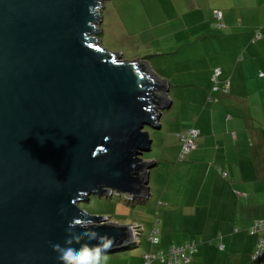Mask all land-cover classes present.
Returning <instances> with one entry per match:
<instances>
[{"label":"water","instance_id":"water-1","mask_svg":"<svg viewBox=\"0 0 264 264\" xmlns=\"http://www.w3.org/2000/svg\"><path fill=\"white\" fill-rule=\"evenodd\" d=\"M106 1L0 0V264H60L52 245L95 244L87 230L112 238L107 254L134 241L78 204L146 203L147 129L171 101L147 62L101 47Z\"/></svg>","mask_w":264,"mask_h":264},{"label":"crops","instance_id":"crops-1","mask_svg":"<svg viewBox=\"0 0 264 264\" xmlns=\"http://www.w3.org/2000/svg\"><path fill=\"white\" fill-rule=\"evenodd\" d=\"M195 3L191 12L181 13L177 31L167 33L168 24L160 21L161 35L143 41L162 49L138 58L167 82L171 101L159 122L161 148L151 158L147 204L139 202L153 223L159 222V242L134 255L108 258L107 264H143L148 252L189 242L197 247L187 264H264L252 259L257 236L249 234L254 222L264 219V76H259L264 75V0ZM199 6L206 11L200 14ZM216 10L223 30L211 26ZM187 17L193 31L182 29ZM258 28L261 38L252 43ZM215 68L221 71L218 82L230 84L227 94L211 93ZM189 129L199 135L191 153L179 160L178 135ZM141 221L148 233L150 220Z\"/></svg>","mask_w":264,"mask_h":264},{"label":"rangeland","instance_id":"rangeland-1","mask_svg":"<svg viewBox=\"0 0 264 264\" xmlns=\"http://www.w3.org/2000/svg\"><path fill=\"white\" fill-rule=\"evenodd\" d=\"M196 1L201 5L212 4V0H108L104 3L101 14L103 19L100 27L102 33L98 36L101 47L109 52H119L121 59L125 61L141 60L138 58L153 55V51L161 50L162 45L155 41L152 44L144 43L143 38H150L152 34L161 35L160 32H162L163 27L158 25L160 21H165L168 24L166 25L167 33L177 31V27L181 26V13L191 12ZM180 4H184L186 8L184 9V6L182 8ZM199 7L200 14L206 11V6ZM192 22L187 17L186 23L182 21V29L192 27L190 30L193 31L195 27L190 25ZM166 115L164 118L167 117ZM147 131L151 146L149 153L143 154L142 158L145 161H154L151 158L157 157L158 148H161L157 137L160 130L147 129ZM153 170L154 168L150 171ZM153 178L152 173L150 179ZM123 198L124 195H120L118 199H115L114 194L109 198L91 196L88 203L78 204L79 208L91 216H105L110 221L116 220L121 224L128 223L126 225H136V229L140 228L138 229L141 232L138 238L139 246L108 253V258L113 256H122L123 258L134 255L136 252L143 251L145 246L150 245L148 237L150 228L154 224L148 211L145 210L146 205L144 206L143 203L139 202L130 203V200L127 203L126 199L123 200ZM141 220H150L148 233L144 229L148 226L139 223L142 222Z\"/></svg>","mask_w":264,"mask_h":264},{"label":"built area","instance_id":"built-area-1","mask_svg":"<svg viewBox=\"0 0 264 264\" xmlns=\"http://www.w3.org/2000/svg\"><path fill=\"white\" fill-rule=\"evenodd\" d=\"M213 26L216 29H222L224 26L221 23L222 15L220 11H213L212 13ZM261 38L260 33L256 34L253 40H259ZM221 74L219 68H215L212 72L211 82L212 88L211 93H221L226 94L229 90V82L225 81L218 86V78ZM260 77L264 75L259 73ZM199 132L196 129H189L186 132L178 135V140L180 142V151H179V160H182L184 157L189 155L191 151L194 149L195 144L194 141L198 137ZM264 189V187H263ZM113 194V193H112ZM111 194V195H112ZM136 229V225L130 226L131 233L133 235V243L139 244V236L140 231ZM158 229L156 227L152 228V231L149 235V241L152 246H156L158 244ZM250 235H256V245L254 251L252 253L253 260H264V219L258 220L254 222V224L249 228ZM197 244L195 242H189L182 246H172L168 250L156 251L152 253H147L143 255V264H187L192 260L193 255L196 252Z\"/></svg>","mask_w":264,"mask_h":264},{"label":"clouds","instance_id":"clouds-1","mask_svg":"<svg viewBox=\"0 0 264 264\" xmlns=\"http://www.w3.org/2000/svg\"><path fill=\"white\" fill-rule=\"evenodd\" d=\"M91 233V236L89 235ZM80 238H87L89 241L95 240V244L81 243L80 246L73 247L72 245L77 240L70 235L67 238L65 245H52L53 250L57 253V259L60 264H107V252L111 247L112 238L106 233L100 234L98 232L87 230L78 234ZM71 241V242H70Z\"/></svg>","mask_w":264,"mask_h":264},{"label":"trees","instance_id":"trees-1","mask_svg":"<svg viewBox=\"0 0 264 264\" xmlns=\"http://www.w3.org/2000/svg\"><path fill=\"white\" fill-rule=\"evenodd\" d=\"M221 23L223 24L224 27H223L222 29H217V30H223V29L225 28V25H224V23H223L222 20H221ZM212 24H213V20H212L211 26H212L213 28H215ZM100 27H101V26H100ZM215 29H216V28H215ZM257 33H258V34L260 33V35H261V30H260L259 28L256 29V30L254 31V34H255V35H256ZM255 35H254V37H255ZM254 37H253L252 40H251L252 43H253V42H256V41H259V40H253ZM218 79H219V78H218ZM225 81H227V80H225ZM225 81H223L222 83H224ZM218 83H219V82H218ZM222 83H221V84H222ZM221 84L219 83L218 86L220 87ZM228 91H229V90H228ZM227 93H228V92H227ZM227 93H226V94H227ZM220 94H221V93H220ZM222 95H224V94H222ZM112 195H113V194H112ZM112 195H111V196H112ZM111 196H110V197H111ZM105 198H106V197H105ZM108 198H109V197H108ZM158 223H159V222H158L157 220H155L154 223H153L154 225L152 226V228L156 227V226L158 225ZM152 228L150 229V232L152 231ZM157 229H158V227H157ZM158 234H159V229H158ZM158 234H157V237H158ZM149 235H150V233H149ZM148 238H149V237H148ZM158 242H159V239H158ZM149 243H150V241H149ZM150 245H151V243H150ZM183 245H184V244H183ZM136 246H139V244H138V245H135V244L128 243V245H127L125 248H123V249H126V248H134V247H136ZM181 246H182V245H181ZM171 247H172V246H170L169 248H171ZM176 247H177V246H176ZM169 248L165 249V251L168 250ZM123 249H122V250H123ZM120 251H121V250H120ZM157 251H163V250H157ZM148 253H149V252H148ZM142 261H143V258H142Z\"/></svg>","mask_w":264,"mask_h":264}]
</instances>
